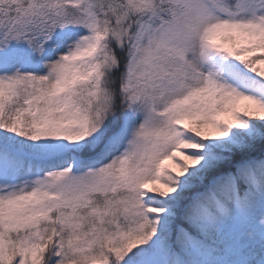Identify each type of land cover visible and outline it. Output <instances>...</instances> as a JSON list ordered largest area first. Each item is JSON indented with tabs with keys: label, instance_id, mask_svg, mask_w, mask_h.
<instances>
[{
	"label": "snow or ice",
	"instance_id": "1",
	"mask_svg": "<svg viewBox=\"0 0 264 264\" xmlns=\"http://www.w3.org/2000/svg\"><path fill=\"white\" fill-rule=\"evenodd\" d=\"M0 264H264V0H0Z\"/></svg>",
	"mask_w": 264,
	"mask_h": 264
}]
</instances>
